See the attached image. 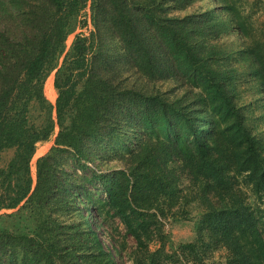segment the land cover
<instances>
[{
    "label": "trees",
    "instance_id": "1",
    "mask_svg": "<svg viewBox=\"0 0 264 264\" xmlns=\"http://www.w3.org/2000/svg\"><path fill=\"white\" fill-rule=\"evenodd\" d=\"M197 1L0 0V210L35 221L0 227V264H119L115 218L131 264H264V94L239 102L264 93V20L241 0L177 14ZM192 209L198 238L176 244L164 225Z\"/></svg>",
    "mask_w": 264,
    "mask_h": 264
},
{
    "label": "rangeland",
    "instance_id": "2",
    "mask_svg": "<svg viewBox=\"0 0 264 264\" xmlns=\"http://www.w3.org/2000/svg\"><path fill=\"white\" fill-rule=\"evenodd\" d=\"M208 6H217V4L210 3L209 0H199L193 3L185 10L181 12H177V14L196 12L207 8ZM241 6L247 10L250 9L253 16L258 17L261 20H264V0H241ZM86 16H88V11H86ZM90 27L91 25L88 26V28ZM78 32H81L83 35H86L87 29L82 30L77 25L75 31L67 36L65 41V49L69 48L75 34ZM240 40L241 39L238 36V34L234 32L229 36H222L220 42H222L227 48H232V47L240 46ZM47 81L49 86L48 95L45 94V84ZM169 86L170 84H161V89L164 90ZM244 89L245 91L243 92V95L239 100L241 104L252 101L255 104V99L257 97H263L264 93L261 90H257V84L254 82L252 83L250 81L245 82ZM43 93L45 96V101L53 106L56 97V92L53 87V73H51V75L44 82ZM255 111H256L255 115L257 116L259 111L257 109H255ZM259 129L262 130V132L264 133V126H259ZM52 140L53 139L38 144L37 150L29 165L33 177L35 175L34 163L36 158L48 151V149L53 143ZM11 154L12 152L9 150H6L4 152L2 151V153L0 154V166L6 164V162L11 157ZM97 190L100 191L99 187H97ZM98 197H103V194L99 192ZM190 205L191 207H194L193 204ZM194 218H195V209H192L190 214V219L176 221L170 225L167 222L165 223L164 229L170 232L171 240H173L174 243L178 244L180 242H196L198 238V233L196 232V228L194 225ZM61 222L67 223V221L63 219H61ZM0 227L11 230L13 232H24V233L32 234L35 228L33 213L27 208L0 210ZM111 227L113 228L115 227V232H113L115 236V240L126 242L125 250L123 251V258L121 259L116 256L118 263L131 264L128 256H129V252H131V250L135 246L134 239L130 235L126 234L124 226L120 223V221L117 218L114 219V224H112ZM103 240L107 246L111 247V242L108 239H105L103 237ZM157 246H159V243L156 241L150 243L151 250L156 248ZM163 264H170V263L167 261V259H165ZM175 264H179V263H175ZM184 264H225L224 251L221 249L211 250L204 255L201 262L195 263V262L185 261Z\"/></svg>",
    "mask_w": 264,
    "mask_h": 264
}]
</instances>
